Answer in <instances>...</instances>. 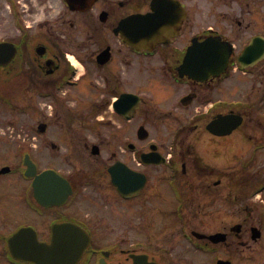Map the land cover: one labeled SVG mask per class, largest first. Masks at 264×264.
Listing matches in <instances>:
<instances>
[{"label":"flooded vegetation","instance_id":"1","mask_svg":"<svg viewBox=\"0 0 264 264\" xmlns=\"http://www.w3.org/2000/svg\"><path fill=\"white\" fill-rule=\"evenodd\" d=\"M5 1L21 23L0 38L14 46L0 48V133L10 106L34 122L18 156L0 136V264H26L9 243L19 229L50 243L63 222L90 235L79 264H191L192 251L235 264L252 225L196 229L216 221L219 202L246 212L251 202L236 194L264 192L250 183L264 155V0ZM147 14L161 16L159 29L140 30L135 18ZM193 38L228 47L226 70L189 77L183 59ZM238 84L248 94L233 99ZM232 114L242 123L230 131L209 127ZM114 177L144 184L124 196Z\"/></svg>","mask_w":264,"mask_h":264},{"label":"rangeland","instance_id":"2","mask_svg":"<svg viewBox=\"0 0 264 264\" xmlns=\"http://www.w3.org/2000/svg\"><path fill=\"white\" fill-rule=\"evenodd\" d=\"M20 24L19 20L17 18H13L9 15V8L6 4L5 0H0V38H4V34L8 29L11 27L12 29L16 28V24ZM190 24H192L194 27L196 26V21H190ZM248 87L247 84H238L236 86V93L233 99L242 98V96L246 97V94H248ZM237 91H242L241 93H238ZM244 97V98H245ZM246 101V99H244ZM8 112L4 113L1 116H6L5 119L1 118L3 120V124H7V128H3L4 133H0V136H3L5 141H7V148L11 149L13 156H18V150L20 147V142L23 140V138H27L25 132H22V130H25V124H31L34 122L33 117H28L26 115H23L19 112V108H12L7 110ZM262 111H264V108H262ZM7 120V121H6ZM6 121V122H5ZM173 123V122H171ZM12 130V131H11ZM11 131V132H10ZM153 132V131H152ZM155 135H157V132H154ZM153 134V136L156 138V136ZM157 139V138H156ZM237 146V144H236ZM237 155L240 157H247L249 154H244L245 149L243 151L240 150L238 147L236 149ZM263 153V151H262ZM235 155V156H237ZM258 156V155H256ZM264 157V155H263ZM261 156H258L256 160L254 161L253 165L251 166V172H260L257 177L252 179L251 187H256V183H264V158ZM240 159V158H239ZM225 160V158H224ZM239 160H232L230 159V163H236L238 164ZM220 163H223L220 162ZM261 168V170H260ZM247 191V190H246ZM245 191V192H246ZM253 196L252 199L251 196H248L243 194L241 196H237V202L241 201V198H244L245 200L242 201L243 203H249L251 202L250 208L252 210L250 211H241L239 207L235 208L234 214L227 211V209L223 206L224 202H219V214L216 215V221H212L209 224H203L202 226H199V229H196L198 231H210L214 230L217 227L219 229H222L223 227L227 226L231 222H235L236 224H242L243 222H246L247 227L256 226L263 228L264 230V192L255 194L254 191H252ZM222 198H220L221 200ZM249 243V248H242L238 246V251L235 254V264H264V233H263V239L262 242L259 240L257 242H252L249 238H247ZM188 246V245H187ZM189 252L188 248H186ZM186 253L187 260L189 261L191 255L189 253ZM194 259L192 260L191 264H215V262L212 260L214 255L213 254H206L201 252H193ZM218 256L220 258H224V253L222 251L219 252ZM211 261V262H209ZM190 264V263H189Z\"/></svg>","mask_w":264,"mask_h":264},{"label":"water","instance_id":"3","mask_svg":"<svg viewBox=\"0 0 264 264\" xmlns=\"http://www.w3.org/2000/svg\"><path fill=\"white\" fill-rule=\"evenodd\" d=\"M71 2L72 0H68L69 4ZM150 18V15L136 18V23H139L140 30L149 29L151 25ZM141 37L148 40L149 34H142ZM195 46L191 50H194ZM202 46V61L205 66L210 67L213 65V62H216L214 59L216 52L213 49L212 40H207ZM218 53L220 62L225 65L229 56V50L225 48L218 51ZM192 60L193 55L190 53L187 56V61ZM114 182L123 188L125 187L126 182L123 180H114ZM252 231L253 239H256L259 236V232L256 229ZM53 232L51 243L46 244L37 240L35 231L32 228L20 229L10 240L13 256L30 264H77L87 246H89V236L85 235L81 228L67 224L54 227ZM213 239L214 241H218L217 236H214ZM218 264L230 263L220 260Z\"/></svg>","mask_w":264,"mask_h":264}]
</instances>
